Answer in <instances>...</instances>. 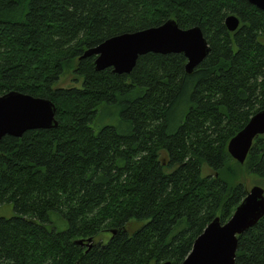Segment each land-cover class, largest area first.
<instances>
[{
  "label": "trees",
  "instance_id": "trees-1",
  "mask_svg": "<svg viewBox=\"0 0 264 264\" xmlns=\"http://www.w3.org/2000/svg\"><path fill=\"white\" fill-rule=\"evenodd\" d=\"M168 19L210 46L191 73L183 53L149 52L123 74L80 58ZM66 72L77 84L57 85ZM13 89L50 99L57 126L0 140V206L13 210L0 264H181L246 195L243 173L264 188V133L243 163L227 151L264 109V11L246 0H0V95ZM107 107L118 124L98 126ZM234 264H264V215L237 236Z\"/></svg>",
  "mask_w": 264,
  "mask_h": 264
},
{
  "label": "water",
  "instance_id": "water-1",
  "mask_svg": "<svg viewBox=\"0 0 264 264\" xmlns=\"http://www.w3.org/2000/svg\"><path fill=\"white\" fill-rule=\"evenodd\" d=\"M264 11V0H246ZM229 31L240 24L235 14L224 20ZM210 46L198 26L181 28L175 20L133 32L106 38L86 49L80 58L94 56V68H111L114 73H130L139 56L151 53H183L187 73L208 55ZM57 126L55 105L45 97L33 96L18 90L0 95V140L8 135L21 137L26 131L52 129ZM264 133V109L250 116L247 123L227 142L230 156L243 163L255 136ZM264 215V188L253 185L224 223L218 217L210 221L194 239L181 264H234L237 236L255 225ZM80 243L81 240H76ZM160 264H170L165 261Z\"/></svg>",
  "mask_w": 264,
  "mask_h": 264
},
{
  "label": "rangeland",
  "instance_id": "rangeland-1",
  "mask_svg": "<svg viewBox=\"0 0 264 264\" xmlns=\"http://www.w3.org/2000/svg\"><path fill=\"white\" fill-rule=\"evenodd\" d=\"M72 78H73V76L71 75V73L66 72L65 74L62 75V77H61V79L57 85L70 86V85L77 84L72 80ZM97 124H98V126H103L106 124L117 125L118 124V115H117L115 107H107V108L103 109L98 116ZM163 155H164V153L161 154V157ZM207 168L208 167L206 165H204L202 167V174L203 175L210 172V170ZM241 181H242V183L245 184L247 189H250L253 185L257 184L256 182L260 183V179L257 178L256 176H254L253 174H250V173L249 174L243 173V175L241 176ZM261 183H263V182L261 181ZM257 185H259V184H257ZM12 212H13V210L11 209V207H6V206H2V205L0 206V216L8 217V216L12 215ZM140 224L141 223L139 221L132 220L126 225V228L129 232H132L137 227H139ZM106 236H107V233H105L104 236L100 239H104V238L106 239Z\"/></svg>",
  "mask_w": 264,
  "mask_h": 264
}]
</instances>
